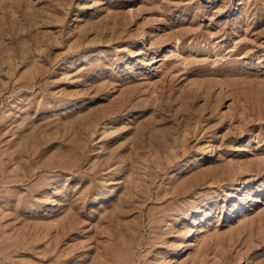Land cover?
I'll list each match as a JSON object with an SVG mask.
<instances>
[{
	"label": "rangeland",
	"instance_id": "rangeland-1",
	"mask_svg": "<svg viewBox=\"0 0 264 264\" xmlns=\"http://www.w3.org/2000/svg\"><path fill=\"white\" fill-rule=\"evenodd\" d=\"M170 263L264 264V0H0V264Z\"/></svg>",
	"mask_w": 264,
	"mask_h": 264
},
{
	"label": "bare ground",
	"instance_id": "bare-ground-1",
	"mask_svg": "<svg viewBox=\"0 0 264 264\" xmlns=\"http://www.w3.org/2000/svg\"><path fill=\"white\" fill-rule=\"evenodd\" d=\"M217 10H218V11H221V10H219V9H217ZM217 10H216V11H217ZM215 14H217V13H215ZM133 53H134V51H133ZM214 145H215V144H214ZM212 146H213V145H212ZM216 146H217V145H216ZM210 147H211V146H210ZM213 148H214V146H213ZM189 161H190V160H189ZM194 220H196V218H194ZM189 227H190V226H189ZM189 229H190V228H189ZM172 258H173V257H172ZM172 258H170L169 261H171ZM171 262H173V261H171ZM166 263H167V262H166ZM168 263H169V262H168ZM170 264H171V263H170Z\"/></svg>",
	"mask_w": 264,
	"mask_h": 264
}]
</instances>
